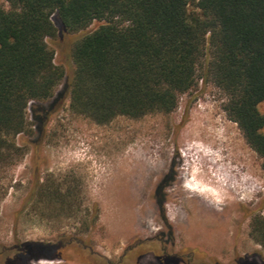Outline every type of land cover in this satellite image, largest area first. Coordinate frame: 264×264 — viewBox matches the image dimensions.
<instances>
[{"label":"rangeland","instance_id":"374dc122","mask_svg":"<svg viewBox=\"0 0 264 264\" xmlns=\"http://www.w3.org/2000/svg\"><path fill=\"white\" fill-rule=\"evenodd\" d=\"M77 34L58 27L46 38L64 81L38 104L51 105L43 124L29 104L30 130L15 139L23 154L0 168V264H264L250 235L252 216L264 217V159L221 91L199 79L169 113L95 123L65 97ZM36 177L78 184L79 211L56 215L46 200L39 212L23 208Z\"/></svg>","mask_w":264,"mask_h":264},{"label":"trees","instance_id":"16d2710c","mask_svg":"<svg viewBox=\"0 0 264 264\" xmlns=\"http://www.w3.org/2000/svg\"><path fill=\"white\" fill-rule=\"evenodd\" d=\"M0 4V168L23 154L16 136L39 124L65 78L46 42L60 27L78 32L65 97L74 113L104 124L118 115L169 113L178 97L211 82L223 110L264 159V0H4ZM191 7V9H189ZM98 24L88 27L94 22ZM34 178L22 207L79 211L82 189ZM77 186V187H76ZM78 206V209L76 207ZM94 211L96 204H92ZM36 212V213H37ZM250 235L264 244V217L253 215ZM176 258V259H175ZM169 259V258H168ZM177 260L174 255L170 258Z\"/></svg>","mask_w":264,"mask_h":264},{"label":"bare ground","instance_id":"6f19581e","mask_svg":"<svg viewBox=\"0 0 264 264\" xmlns=\"http://www.w3.org/2000/svg\"><path fill=\"white\" fill-rule=\"evenodd\" d=\"M207 152H208V151H207ZM205 154H206V153H205ZM212 154H213V153H212ZM187 166H188V165H187ZM200 168H201V167H200ZM202 170H203V169H202ZM203 172H205V171L203 170ZM206 173H207V172H206ZM206 173H205V174H206ZM210 173H212V172H210ZM195 174H196V175H200V174H202V171L199 169L198 171L195 172ZM206 175H207V174H206ZM202 176H203V174H202ZM211 181H212V180H211Z\"/></svg>","mask_w":264,"mask_h":264}]
</instances>
